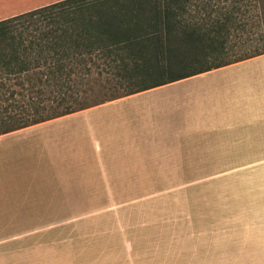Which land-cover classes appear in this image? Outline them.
I'll return each mask as SVG.
<instances>
[{"label":"crops","instance_id":"0c3cea01","mask_svg":"<svg viewBox=\"0 0 264 264\" xmlns=\"http://www.w3.org/2000/svg\"><path fill=\"white\" fill-rule=\"evenodd\" d=\"M63 1L0 0V22ZM219 179L239 182L237 203L210 204V221L192 227L206 240L196 259L264 264V54L0 135V230L66 226L38 219L97 212L88 204L118 196L112 182ZM30 239L0 236V264L69 260L60 247L7 251Z\"/></svg>","mask_w":264,"mask_h":264},{"label":"trees","instance_id":"16d2710c","mask_svg":"<svg viewBox=\"0 0 264 264\" xmlns=\"http://www.w3.org/2000/svg\"><path fill=\"white\" fill-rule=\"evenodd\" d=\"M223 4L66 0L1 21L0 135L263 55L229 60Z\"/></svg>","mask_w":264,"mask_h":264},{"label":"rangeland","instance_id":"374dc122","mask_svg":"<svg viewBox=\"0 0 264 264\" xmlns=\"http://www.w3.org/2000/svg\"><path fill=\"white\" fill-rule=\"evenodd\" d=\"M223 6L233 12L232 22L223 32L229 60L264 53V0H224ZM65 8H56L52 13L59 16L63 10L79 11L73 5ZM114 78L104 75L102 80ZM105 99L101 95L98 102ZM200 168V172L210 175V166ZM112 183V192L118 196L93 198L88 204L97 212L49 213L38 219L74 221L66 226L0 230L1 237L19 236L37 243L26 244L24 240L7 245V251L15 248L17 252H28V248L47 246L69 249V253L56 256L69 260L55 264H205L196 259V254L206 252V240L187 235L197 230L192 227L205 226L210 221V204L237 203L230 194L239 188L237 180L223 179ZM37 215L29 214L31 222L24 224H34ZM59 242L63 244L52 245ZM130 247L134 250L129 251Z\"/></svg>","mask_w":264,"mask_h":264}]
</instances>
